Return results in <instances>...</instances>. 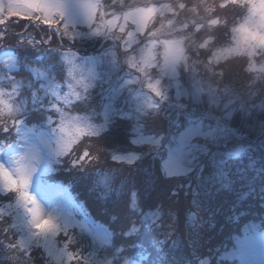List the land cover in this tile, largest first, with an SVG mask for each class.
<instances>
[{
  "label": "rangeland",
  "instance_id": "1",
  "mask_svg": "<svg viewBox=\"0 0 264 264\" xmlns=\"http://www.w3.org/2000/svg\"><path fill=\"white\" fill-rule=\"evenodd\" d=\"M30 2L0 0V39L5 31L14 29L16 20L26 19L24 6ZM60 2L65 5V15L59 26L26 19V28L15 33L16 46L32 51L34 64L27 68L33 82L13 75L23 60L14 46L0 41V99L11 106L10 111L0 106V117L15 123L16 134V141L0 142V165L13 176L21 167L31 171L28 191L39 205L49 200L56 227L39 233L33 223H27L26 204L18 198L0 205V215L12 217L22 249L30 251L39 245L53 264H71L79 257L87 264H139L135 256L125 257L122 246L115 244L114 234L90 219L67 189L47 180L73 150L61 152V121L82 128V139L102 134L119 119L128 120L134 146L111 152L113 160L134 163L142 154L154 153L161 158L167 176H178L186 187L195 177L203 193L208 181L228 182L227 172H244L243 155L257 142V136L264 134L263 119L254 124L247 121L251 111L263 105L253 101L254 93L248 94V99L230 83L220 86L222 72L215 70V64L242 54L249 57L251 71L264 73V0H233L247 5V13L232 28L231 40L206 59L201 58L200 51L210 39L196 38L205 18L187 9L183 0H100L106 15L120 18L116 30L102 28L100 34H93L100 27L99 19L90 25L86 18L82 8L86 0ZM133 9L141 10L144 17L137 15L134 22H126V14ZM218 22L213 17L209 26ZM55 55L65 65L63 81L48 63ZM80 101L93 103L91 112L67 110ZM238 111H243L246 128L241 131L238 127L237 132L242 143L249 145L234 161L230 152L239 143L232 140L228 130H232ZM33 112L42 114L43 120L29 122ZM217 112L221 116L214 123L209 119L216 118ZM161 118L168 125L157 132L154 126ZM9 191L0 176V192ZM155 215L149 213L147 219ZM74 232L89 240L85 257L79 247L76 252L70 248L71 240L76 239ZM233 256L238 264H264V231L238 238L230 258Z\"/></svg>",
  "mask_w": 264,
  "mask_h": 264
},
{
  "label": "trees",
  "instance_id": "2",
  "mask_svg": "<svg viewBox=\"0 0 264 264\" xmlns=\"http://www.w3.org/2000/svg\"><path fill=\"white\" fill-rule=\"evenodd\" d=\"M183 1L187 9H194L205 18L204 26L196 32L198 41L210 39L200 51L203 59L231 40L232 28L247 13V5L235 4L233 0ZM213 17L219 22L209 26ZM27 22L16 20L14 29L5 31L0 41L5 46H14L23 60L13 75L33 82L27 68L34 64L30 59L32 51L16 46L15 33L24 30ZM262 55L264 59V52ZM48 63L63 81L65 65L59 57L51 56ZM249 66V57L240 54L219 61L215 70L222 72L221 79L217 80L220 86L230 83L245 97L254 93L253 101L262 103L261 109H253L247 116L249 124H254L258 119L264 120V73L256 74ZM70 108L67 110L88 113L93 103L80 101ZM242 114L243 111H238L234 115L232 130H228L236 143L243 141L237 131L246 128ZM220 116L217 112L216 118L209 120L215 123ZM43 118L42 114L33 112L28 119L37 123ZM157 122L153 125L155 131L166 129L168 124L164 119ZM129 126L128 120L119 119L102 134L83 137L57 169L47 175V180L67 189L90 219L114 234L115 244L122 246L125 257L135 256L139 264H238L237 257L230 258L237 239L256 230L264 231V134L257 136V142L242 154L244 172L230 169L228 182L208 181L203 193L195 177L186 187L179 183L183 181L178 176H167L161 158L154 153L142 154L134 163L113 160L111 152L126 151L133 145ZM1 141L7 144L16 141L15 123L10 118L0 117ZM135 149L142 151L138 146ZM242 155L231 158L237 161ZM17 198L15 192H0V205ZM152 212L156 214L154 219H147ZM12 222L10 215H0V264H53L39 245L30 251L19 246L20 233ZM74 234L76 239L71 240L70 248L76 252L79 247L85 257L89 240L77 232ZM83 259L79 257L71 264H87Z\"/></svg>",
  "mask_w": 264,
  "mask_h": 264
},
{
  "label": "snow or ice",
  "instance_id": "3",
  "mask_svg": "<svg viewBox=\"0 0 264 264\" xmlns=\"http://www.w3.org/2000/svg\"><path fill=\"white\" fill-rule=\"evenodd\" d=\"M84 13L86 15L89 24H95L97 20L100 21V27L96 28L93 34H100L102 28H107L109 32L116 30L117 25L120 22L119 16L106 15L100 6V0H86L82 5ZM65 15V5L60 0H31V2L24 6V18L29 20H39L42 24L48 26H59V20H62ZM144 17V13L139 9H133L126 14V22H134L136 16ZM59 18V19H58ZM67 29L65 24L64 30ZM123 31V26L120 28ZM154 90L156 85H150ZM0 106L4 110H11V106L8 101L0 99ZM60 132L63 133L58 143L61 146V152L72 150L81 140V134L83 129L79 126L72 125L69 127L63 119L60 124ZM8 131L7 128L4 129ZM18 175L13 176L12 172L3 165H0V176L5 189L15 192L18 200L24 204L30 203L31 208L27 210L32 217L33 225L40 231H47L48 229H54L56 225L53 222L51 216H45L39 203L29 193L28 186L30 182L31 171L25 167L17 169ZM71 253L69 256L71 258Z\"/></svg>",
  "mask_w": 264,
  "mask_h": 264
},
{
  "label": "bare ground",
  "instance_id": "4",
  "mask_svg": "<svg viewBox=\"0 0 264 264\" xmlns=\"http://www.w3.org/2000/svg\"><path fill=\"white\" fill-rule=\"evenodd\" d=\"M30 194L34 197L33 193L30 192ZM32 205L30 203L26 204V207H25V211H26V220H27V223H32V217H31V214L30 212L27 210L28 208H31ZM41 209L43 210V212L45 214H48V216H52L53 215V211H52V204L49 202L48 199H45L42 201L41 205H40Z\"/></svg>",
  "mask_w": 264,
  "mask_h": 264
},
{
  "label": "water",
  "instance_id": "5",
  "mask_svg": "<svg viewBox=\"0 0 264 264\" xmlns=\"http://www.w3.org/2000/svg\"><path fill=\"white\" fill-rule=\"evenodd\" d=\"M244 148H245V145L242 143L236 148L235 151H232L231 154L235 156H239L243 152Z\"/></svg>",
  "mask_w": 264,
  "mask_h": 264
}]
</instances>
